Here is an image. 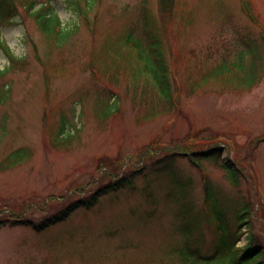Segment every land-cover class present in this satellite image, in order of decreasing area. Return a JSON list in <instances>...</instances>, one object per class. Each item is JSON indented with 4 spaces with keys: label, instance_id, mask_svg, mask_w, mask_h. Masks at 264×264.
I'll return each instance as SVG.
<instances>
[{
    "label": "rangeland",
    "instance_id": "obj_1",
    "mask_svg": "<svg viewBox=\"0 0 264 264\" xmlns=\"http://www.w3.org/2000/svg\"><path fill=\"white\" fill-rule=\"evenodd\" d=\"M88 2L83 19L68 0L49 1L62 28L47 38L21 8V16L0 29L11 53L25 59L0 80V91L8 84L10 94L0 105L1 214H23L38 222L59 209H46L48 204L87 196L96 183L130 174L126 161L142 151L182 152L189 150L182 144L197 149L218 139L227 146L222 159L236 163L264 195V78L252 90L239 81V48L248 49L238 39L257 49L259 60L264 47L258 46L260 28L241 12L240 0H178L176 19L166 25L160 46L178 103L169 112V99L151 72L148 45L136 34L130 44L126 39L141 23L135 16L139 7L146 5L158 22L157 0H100L96 10L95 0ZM249 2L264 25V0ZM248 59L247 53L243 60ZM8 67L0 49V69ZM155 102L158 106L150 108ZM16 149V157L5 158ZM164 155L156 154L143 167L147 171ZM104 163L106 170L99 168ZM200 165L204 171L178 157L171 173L136 175L135 187L77 209L41 232L1 227L0 264H182L177 250L185 242L209 254L214 222L202 214L205 180L218 200L216 207L210 204L212 216L219 212L229 221L239 199L249 196L253 212L258 206L264 211V197L258 199L243 180L237 196L216 163ZM184 232L193 234L188 241ZM245 244L241 237L237 245Z\"/></svg>",
    "mask_w": 264,
    "mask_h": 264
},
{
    "label": "trees",
    "instance_id": "obj_2",
    "mask_svg": "<svg viewBox=\"0 0 264 264\" xmlns=\"http://www.w3.org/2000/svg\"><path fill=\"white\" fill-rule=\"evenodd\" d=\"M49 1L52 0H0V29L2 26L10 25L14 22L17 17L21 16L19 8L24 10L26 16L34 20L35 25L37 26L39 32L47 38L50 35H56L61 30V23L56 14L53 12L52 7L50 6ZM89 0H68V3L73 7L75 11V6L79 8L78 13L81 18L86 19L85 9L89 6ZM100 0H95L94 9H98ZM116 1V0H114ZM177 6L178 0H157V15L160 17L158 22L152 17L150 11L146 5L139 7V12L135 14L141 19V23L136 26V31H128L127 44L132 42L133 34L137 35L138 40L145 45H148L149 55L151 57L152 69L151 72L154 75L156 86L158 90L169 99V109L171 111L178 106V103L175 102L174 96L172 93L173 86L170 85L168 75L170 69L168 67L167 59L165 57L163 49L160 47L162 45L161 36L165 33L166 25L176 19L177 15ZM253 6L250 4L249 0H240V9L241 12L246 15L251 22L260 28L259 33V47H264V25L259 21L253 11ZM73 11V12H74ZM143 16L141 17V13ZM78 15V16H79ZM95 15V14H94ZM228 24V23H227ZM182 25V24H178ZM233 31V27H229ZM243 37H239L238 43L247 48V53L249 54L248 60H243V56L247 53L239 48V81L246 82L249 85V89L259 85V82L264 78V59H258L257 49L250 47L243 40ZM139 41H135L134 46L137 48L140 46ZM254 43V42H253ZM255 44V43H254ZM35 48V46H33ZM0 49L7 58L9 67L8 69H0V80L4 79L7 71L10 67H14L22 64L25 59H19L14 56L8 47L0 39ZM225 55H230V51H227ZM225 55H220V59ZM219 59V61H220ZM176 60V59H175ZM218 61V62H219ZM241 74H244L242 76ZM175 89V87H174ZM249 90V91H250ZM8 89V84L3 86L0 91V105H3L10 98ZM189 92V91H188ZM147 105V104H146ZM158 106L157 103L152 104L151 107ZM149 108V109H150ZM149 111V110H148ZM163 114V113H162ZM45 122L43 123V129H45ZM191 137V136H190ZM264 142V138L262 139ZM199 144V143H195ZM211 145L205 146L203 148L198 147L194 149V144L189 143V145L182 144V147L188 148L189 150H184L182 152L175 151L176 148H165V152H162L159 149L158 152L152 150H145L140 152L136 158L126 161L130 163V168L132 169L130 174L125 176L115 175L110 177L107 182L96 183V189L93 193L84 196L78 197L70 200V197H64L62 200L54 203L48 204L46 209H49L51 206H59V209L38 222L32 221L31 219L25 217L23 214L20 215H6L1 214L4 211H0V228L4 226H25L33 231L41 232L45 229H48L52 226H55L58 223L65 221L75 210L83 208L88 209L95 206L99 199L106 195H111L118 193L124 189H130L134 186V180L136 175H146L148 178H156L157 175L169 171L175 168V159L178 157L188 158L190 163L198 168L200 171H204L200 165L201 161L209 160L216 163L220 169H222L228 176L231 181L232 186L237 190V194L240 195L242 192L241 186L243 185L241 180L249 181L248 184L253 188L252 179L247 177L246 173L242 172L241 169H238L236 163L230 159H222V153L225 150V146L221 145L218 142H212ZM252 145V143H251ZM191 148V150H190ZM19 149H17L18 151ZM8 154L5 158L8 160L16 157V152ZM168 151V152H167ZM149 152V153H148ZM152 152L153 154L151 155ZM162 152V153H161ZM188 153V154H187ZM165 154L163 157L156 158L154 162L146 168L143 167V162L155 159V155ZM112 160H104L103 162H111ZM117 160L114 161L115 165ZM136 167H132V166ZM105 167L108 169L109 165L104 163V165L99 168ZM145 169V170H144ZM106 172V171H103ZM111 172V169L109 170ZM241 176V177H240ZM103 177H109L108 173H105ZM102 177V178H103ZM101 178V179H102ZM100 180V179H99ZM181 180L177 179L176 183H180ZM204 206L202 214L206 217V220H212L211 232L214 234L213 242L214 249L209 254H201L199 249L189 245L188 242L184 243L180 249L177 250L179 258L182 260V264H264V211L263 209H254L253 212L250 207V202L252 200L249 198L239 199V205L235 206L234 209V218L233 221H229L227 218H222L219 212H215V215L212 216L210 210V204L213 207H216L218 200L214 199L211 195L210 182L205 180L204 183ZM83 188V192H84ZM187 193V192H186ZM249 194V192L247 191ZM185 194V193H184ZM70 196V195H69ZM183 197V194L180 196ZM69 200V201H68ZM242 200V201H241ZM250 200V201H249ZM54 208V207H52ZM184 208H191L185 204ZM44 209V210H46ZM23 212V211H22ZM13 214V213H12ZM23 217V218H22ZM200 215L198 216V218ZM258 221L260 224L259 228L255 227V221ZM184 222L181 225H184ZM190 222V221H188ZM191 223V222H190ZM243 230L247 232V243L243 247H237V241L242 236ZM210 231V230H209ZM184 234V240L188 241L193 234Z\"/></svg>",
    "mask_w": 264,
    "mask_h": 264
}]
</instances>
